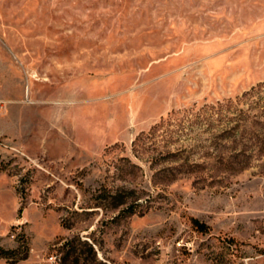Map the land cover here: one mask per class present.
Wrapping results in <instances>:
<instances>
[{
  "label": "rangeland",
  "instance_id": "1",
  "mask_svg": "<svg viewBox=\"0 0 264 264\" xmlns=\"http://www.w3.org/2000/svg\"><path fill=\"white\" fill-rule=\"evenodd\" d=\"M0 103V264H264V0H0Z\"/></svg>",
  "mask_w": 264,
  "mask_h": 264
},
{
  "label": "trees",
  "instance_id": "2",
  "mask_svg": "<svg viewBox=\"0 0 264 264\" xmlns=\"http://www.w3.org/2000/svg\"><path fill=\"white\" fill-rule=\"evenodd\" d=\"M0 170H1V165H0ZM135 208H128L129 214H135L137 209ZM22 239V238H21ZM24 239V238H23ZM93 249V248H92ZM18 250H9L5 249L4 247L0 246V258L6 259V260H11L17 255Z\"/></svg>",
  "mask_w": 264,
  "mask_h": 264
},
{
  "label": "built area",
  "instance_id": "3",
  "mask_svg": "<svg viewBox=\"0 0 264 264\" xmlns=\"http://www.w3.org/2000/svg\"><path fill=\"white\" fill-rule=\"evenodd\" d=\"M3 106H2V104L0 103V108H2ZM0 145H1V141H0Z\"/></svg>",
  "mask_w": 264,
  "mask_h": 264
}]
</instances>
